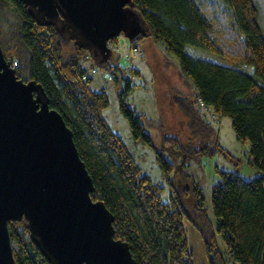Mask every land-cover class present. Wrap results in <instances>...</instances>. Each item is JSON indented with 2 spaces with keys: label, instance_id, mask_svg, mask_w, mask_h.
<instances>
[{
  "label": "trees",
  "instance_id": "obj_1",
  "mask_svg": "<svg viewBox=\"0 0 264 264\" xmlns=\"http://www.w3.org/2000/svg\"><path fill=\"white\" fill-rule=\"evenodd\" d=\"M132 2L134 11L148 26V36L177 57L180 75L195 88L193 99L176 94L173 100L187 116L191 131L200 136L198 145L204 146L215 135L196 113V101L210 106L216 114L230 117L236 138L248 142L249 162L261 172L246 180L235 172L216 168L219 178L210 194L215 227L207 215L201 188L193 180L184 190L174 187L168 199L162 200L161 186L141 172L122 139L102 116L108 98L105 91L90 86L91 77L82 65L88 51L73 46V52L65 55L54 27L38 25L21 0H0V47L4 58H16L17 78L39 83L49 107L71 130L94 185L90 196L103 201L112 214L114 237L127 243L135 264H194L184 218L198 232L207 264H228L218 248L216 232L221 235L231 264H264V35L254 0ZM186 45L218 54L228 64L191 55L185 51ZM101 66L113 72L107 62ZM130 88L131 80L123 76L117 93L119 110L132 138L153 145L140 115L126 101ZM178 145L186 153L197 150L189 143ZM156 159L173 185L178 175L175 164L160 151ZM7 227L16 264H48L23 224L8 221Z\"/></svg>",
  "mask_w": 264,
  "mask_h": 264
},
{
  "label": "water",
  "instance_id": "obj_2",
  "mask_svg": "<svg viewBox=\"0 0 264 264\" xmlns=\"http://www.w3.org/2000/svg\"><path fill=\"white\" fill-rule=\"evenodd\" d=\"M21 1L38 25H52L60 43L87 50L98 66L111 55L109 39L148 31L132 0ZM93 191L71 130L39 83L17 78L0 47V264H16L7 222L21 219L48 264H135Z\"/></svg>",
  "mask_w": 264,
  "mask_h": 264
},
{
  "label": "rangeland",
  "instance_id": "obj_3",
  "mask_svg": "<svg viewBox=\"0 0 264 264\" xmlns=\"http://www.w3.org/2000/svg\"><path fill=\"white\" fill-rule=\"evenodd\" d=\"M257 9V20L264 35V0H254ZM13 18V13L8 12ZM72 42L61 43L65 55L73 52ZM111 56L107 63L110 71L98 66L87 56L82 60L86 74L91 77L90 86L94 90L105 91L108 105L102 110V116L126 145L141 172L161 186V198L167 200L171 190L176 187L186 189L193 180L201 188L203 203L213 227L215 218L211 210V186L217 182L219 175L216 168L237 173L243 179H252L261 172L249 162L248 142L236 138L231 126V119L227 115L213 112L210 106L199 101L194 102V108L200 119L212 128L215 138L198 145L200 136L193 133L187 125V116L177 107L173 98L176 94L182 96L192 95L195 90L189 79L180 75L178 59L164 49L161 42L155 41L147 32L138 40L131 41L122 33L108 41ZM185 51L191 55L205 58L220 64H228L220 55L202 48L186 45ZM16 60L12 58L11 61ZM116 73V76L114 74ZM123 76L131 80V88L127 93L126 101L133 106L134 112L140 115V122L150 134L153 145L132 138L127 120L118 107V91L122 86ZM196 147L191 153H186L178 145ZM186 150V148H185ZM160 151L165 159L175 164L174 172L177 179L173 185L165 178L159 168L156 155ZM173 173L170 178H173ZM182 191V190H181ZM16 223L25 226L26 221L21 219ZM183 226L192 252L194 264H207L203 243L192 224L183 219ZM218 248L231 264L221 235L215 233Z\"/></svg>",
  "mask_w": 264,
  "mask_h": 264
},
{
  "label": "built area",
  "instance_id": "obj_4",
  "mask_svg": "<svg viewBox=\"0 0 264 264\" xmlns=\"http://www.w3.org/2000/svg\"><path fill=\"white\" fill-rule=\"evenodd\" d=\"M9 65L15 69L16 67H18V62L17 60L9 61ZM83 77H86V75H84Z\"/></svg>",
  "mask_w": 264,
  "mask_h": 264
}]
</instances>
